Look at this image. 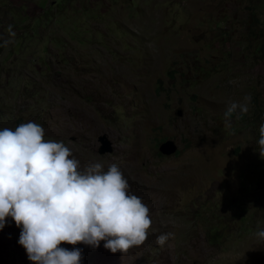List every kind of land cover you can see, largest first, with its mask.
Here are the masks:
<instances>
[{
	"label": "rangeland",
	"instance_id": "obj_1",
	"mask_svg": "<svg viewBox=\"0 0 264 264\" xmlns=\"http://www.w3.org/2000/svg\"><path fill=\"white\" fill-rule=\"evenodd\" d=\"M247 94L225 129L227 103ZM254 115L264 124V0H0V130L34 121L82 166L118 164L150 209L148 238L126 253L59 245L81 264H264ZM102 135L112 152L99 155ZM21 228L6 217L0 264H33Z\"/></svg>",
	"mask_w": 264,
	"mask_h": 264
},
{
	"label": "clouds",
	"instance_id": "obj_2",
	"mask_svg": "<svg viewBox=\"0 0 264 264\" xmlns=\"http://www.w3.org/2000/svg\"><path fill=\"white\" fill-rule=\"evenodd\" d=\"M8 31L15 35L11 25ZM251 102L247 94L227 103L225 129L232 128L234 114L240 119L249 112ZM44 136L45 129L34 121L0 130V229L6 217L22 225L18 243L33 264H81L82 250L61 243L98 248L104 241L112 253L142 245L152 225L150 209L130 191L119 165L106 171L99 162L82 166L63 141ZM259 136L264 157V124ZM173 235L161 233L156 243L163 247ZM255 235L264 240V229Z\"/></svg>",
	"mask_w": 264,
	"mask_h": 264
},
{
	"label": "water",
	"instance_id": "obj_3",
	"mask_svg": "<svg viewBox=\"0 0 264 264\" xmlns=\"http://www.w3.org/2000/svg\"><path fill=\"white\" fill-rule=\"evenodd\" d=\"M175 114L177 117H181L183 115V112L182 110L178 109ZM98 142L100 144L97 149V153L99 155H104L112 152V143L111 141H109L106 135L99 136ZM158 150L161 155L169 157L177 152L178 147L173 140H166L160 144Z\"/></svg>",
	"mask_w": 264,
	"mask_h": 264
},
{
	"label": "trees",
	"instance_id": "obj_4",
	"mask_svg": "<svg viewBox=\"0 0 264 264\" xmlns=\"http://www.w3.org/2000/svg\"><path fill=\"white\" fill-rule=\"evenodd\" d=\"M257 112H258V110H257ZM257 112H256V114H257ZM254 119L255 120H252V122H251V125H254V126H256V128H259L260 127V125H259V123H258V125H257V121H258V116H257V120H256V116L254 115ZM259 178H260V180H264V171L263 172H261L260 174H259ZM260 197V196H259Z\"/></svg>",
	"mask_w": 264,
	"mask_h": 264
}]
</instances>
